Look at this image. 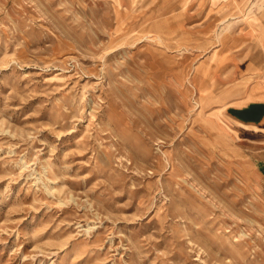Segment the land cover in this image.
Returning a JSON list of instances; mask_svg holds the SVG:
<instances>
[{
	"label": "rangeland",
	"instance_id": "obj_1",
	"mask_svg": "<svg viewBox=\"0 0 264 264\" xmlns=\"http://www.w3.org/2000/svg\"><path fill=\"white\" fill-rule=\"evenodd\" d=\"M223 1L0 0V264H264V185L207 112Z\"/></svg>",
	"mask_w": 264,
	"mask_h": 264
},
{
	"label": "crops",
	"instance_id": "obj_2",
	"mask_svg": "<svg viewBox=\"0 0 264 264\" xmlns=\"http://www.w3.org/2000/svg\"><path fill=\"white\" fill-rule=\"evenodd\" d=\"M221 5L223 20H233L237 30L215 50L220 59L212 62L208 70L207 112L218 126L222 125L231 136H238L239 144L252 156L253 166L249 169L254 172V184L261 186L264 185V0H229ZM235 11L240 13L233 15ZM243 12L246 17L241 18Z\"/></svg>",
	"mask_w": 264,
	"mask_h": 264
},
{
	"label": "bare ground",
	"instance_id": "obj_3",
	"mask_svg": "<svg viewBox=\"0 0 264 264\" xmlns=\"http://www.w3.org/2000/svg\"><path fill=\"white\" fill-rule=\"evenodd\" d=\"M157 40H158V39H157ZM163 41H164V40H163ZM158 43H159V42H158ZM192 87H193V86H192ZM190 189H191V188H190ZM194 190H195V189H194ZM194 190H193V191H194ZM195 191H198V190L196 189ZM195 193H196V192H195ZM234 244H235V243H234Z\"/></svg>",
	"mask_w": 264,
	"mask_h": 264
}]
</instances>
